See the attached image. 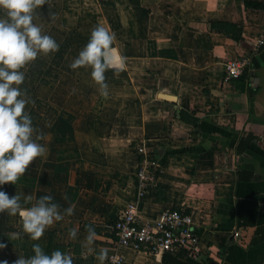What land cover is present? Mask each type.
Returning <instances> with one entry per match:
<instances>
[{
    "label": "crops",
    "instance_id": "0c3cea01",
    "mask_svg": "<svg viewBox=\"0 0 264 264\" xmlns=\"http://www.w3.org/2000/svg\"><path fill=\"white\" fill-rule=\"evenodd\" d=\"M46 16L42 32L59 49L23 66L19 86L45 152L0 187L22 207L50 194L63 218L33 240L19 213L0 212V260L31 257L38 243L73 264H101V249H118L117 215L138 202L145 219L171 207L192 211L206 264H264V0H45L33 23ZM98 24L115 33L125 57L124 70L105 72L107 96L91 66L70 67ZM242 54L251 55L248 70L227 80L226 61ZM140 141L161 164L144 193ZM119 251L126 264H165L163 254Z\"/></svg>",
    "mask_w": 264,
    "mask_h": 264
},
{
    "label": "clouds",
    "instance_id": "9594fccd",
    "mask_svg": "<svg viewBox=\"0 0 264 264\" xmlns=\"http://www.w3.org/2000/svg\"><path fill=\"white\" fill-rule=\"evenodd\" d=\"M44 3L45 0H0V8L6 10V18H0V186L15 183L34 158L45 152V146L37 142L39 137L32 136V118L25 111L29 101L19 87L25 80V73L20 70L23 66L41 51L46 54L59 49L55 38L33 23V10ZM115 39V33L102 24L96 25L90 39L70 64L71 68L91 66V76L100 85L103 96L108 95L106 70L125 68V57L113 46ZM5 211L10 215L19 213L24 231L33 240H38L54 220L63 218L50 194L40 196L30 207H22L18 194L10 196L0 187V212ZM64 211L71 214L73 209L68 207ZM69 234L75 238L77 229H70ZM95 236V230L89 227L88 242ZM2 247L4 244L0 243ZM32 247L34 255L28 258L19 255L12 264H73L72 256L59 248L47 254L38 243ZM107 254V249L98 253L101 264ZM0 264L9 262L0 260Z\"/></svg>",
    "mask_w": 264,
    "mask_h": 264
},
{
    "label": "built area",
    "instance_id": "2783aa9c",
    "mask_svg": "<svg viewBox=\"0 0 264 264\" xmlns=\"http://www.w3.org/2000/svg\"><path fill=\"white\" fill-rule=\"evenodd\" d=\"M264 44L258 41L257 46ZM251 55L242 54L225 63V78L231 80L243 75L251 64ZM139 156L136 170L137 185L141 193L155 182L161 169L158 160L150 157L147 143L135 144ZM117 250L108 254L109 264H126L125 256L119 251L121 247L147 253L181 255L194 261L202 262L204 248L201 235L196 228L194 213L186 208L171 207L163 210L154 219H145L139 213L138 202H131L122 209L114 222ZM235 239L241 237V230L233 234Z\"/></svg>",
    "mask_w": 264,
    "mask_h": 264
},
{
    "label": "trees",
    "instance_id": "16d2710c",
    "mask_svg": "<svg viewBox=\"0 0 264 264\" xmlns=\"http://www.w3.org/2000/svg\"><path fill=\"white\" fill-rule=\"evenodd\" d=\"M163 262L165 264H206L205 262L194 261L188 258H183L181 255L164 254Z\"/></svg>",
    "mask_w": 264,
    "mask_h": 264
},
{
    "label": "rangeland",
    "instance_id": "374dc122",
    "mask_svg": "<svg viewBox=\"0 0 264 264\" xmlns=\"http://www.w3.org/2000/svg\"><path fill=\"white\" fill-rule=\"evenodd\" d=\"M48 19H49V17L46 16L43 19H39V21L36 24H38L40 26L45 25L47 28H49L51 24L49 23Z\"/></svg>",
    "mask_w": 264,
    "mask_h": 264
},
{
    "label": "water",
    "instance_id": "95a60500",
    "mask_svg": "<svg viewBox=\"0 0 264 264\" xmlns=\"http://www.w3.org/2000/svg\"><path fill=\"white\" fill-rule=\"evenodd\" d=\"M208 264H218L215 260H211Z\"/></svg>",
    "mask_w": 264,
    "mask_h": 264
}]
</instances>
